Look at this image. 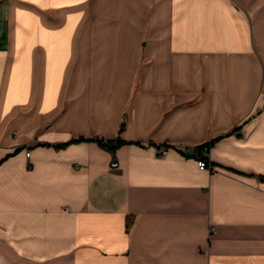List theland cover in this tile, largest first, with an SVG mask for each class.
Segmentation results:
<instances>
[{
	"label": "crops",
	"instance_id": "0c3cea01",
	"mask_svg": "<svg viewBox=\"0 0 264 264\" xmlns=\"http://www.w3.org/2000/svg\"><path fill=\"white\" fill-rule=\"evenodd\" d=\"M0 264H264V0H0Z\"/></svg>",
	"mask_w": 264,
	"mask_h": 264
},
{
	"label": "built area",
	"instance_id": "2783aa9c",
	"mask_svg": "<svg viewBox=\"0 0 264 264\" xmlns=\"http://www.w3.org/2000/svg\"><path fill=\"white\" fill-rule=\"evenodd\" d=\"M212 146L204 143L203 148L201 151L197 147L190 148L192 156H199L198 159V166L203 171H208L211 174H218L219 170L216 168V166L210 161L208 158V154L210 152ZM168 153V149L163 147L160 148V154L162 156H165ZM27 155H30V152L27 153ZM113 167L119 166V162L115 161L112 163Z\"/></svg>",
	"mask_w": 264,
	"mask_h": 264
},
{
	"label": "trees",
	"instance_id": "16d2710c",
	"mask_svg": "<svg viewBox=\"0 0 264 264\" xmlns=\"http://www.w3.org/2000/svg\"><path fill=\"white\" fill-rule=\"evenodd\" d=\"M123 142L122 141H118L116 144H111L110 142L109 143H104L103 141H100V144L103 146V147H106V148H108V149H110V150H115L118 146H120L121 144H122ZM216 143V140H213V141H211V142H207L206 144H208V145H210V146H212V145H214ZM60 147H64V146H66V144H61V145H59ZM197 148L201 151V149L203 148V144L202 145H200V146H197Z\"/></svg>",
	"mask_w": 264,
	"mask_h": 264
}]
</instances>
